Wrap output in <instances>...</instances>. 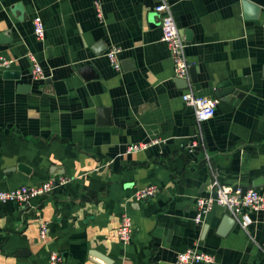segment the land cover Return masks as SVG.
Returning a JSON list of instances; mask_svg holds the SVG:
<instances>
[{
    "label": "crops",
    "instance_id": "0c3cea01",
    "mask_svg": "<svg viewBox=\"0 0 264 264\" xmlns=\"http://www.w3.org/2000/svg\"><path fill=\"white\" fill-rule=\"evenodd\" d=\"M243 1L168 0L196 68V95L217 98L226 84L242 94L217 98L215 117L199 128L162 41L158 0H0V35L12 38L0 37V60L20 74L6 80L0 67V190L71 179L30 204L0 205V264H48L52 251L65 264H177L188 248L213 264H264V211L250 213L246 228L221 207L194 222L196 199L214 178L264 196V0H247L261 8L258 20L246 18ZM36 17L44 41L34 35ZM115 47L121 72L106 56ZM30 54L45 80L33 79ZM196 137L199 153L188 148ZM152 185L155 198L132 201ZM124 213L134 225L127 246L116 237Z\"/></svg>",
    "mask_w": 264,
    "mask_h": 264
},
{
    "label": "built area",
    "instance_id": "2783aa9c",
    "mask_svg": "<svg viewBox=\"0 0 264 264\" xmlns=\"http://www.w3.org/2000/svg\"><path fill=\"white\" fill-rule=\"evenodd\" d=\"M97 16L100 20L103 18L101 4L99 1L94 3ZM155 13L159 18L160 28L162 31V41L167 45L171 59L175 77L188 81V91L183 93L182 101L187 108L193 109L194 117L199 125L206 121L213 119L216 115V109L220 103L219 99L204 97L196 95L193 85L190 81V68L188 62L186 48L187 43L182 37L172 11V5L168 0H158L155 7ZM34 35L38 41L45 40V27L43 20L36 17L33 20ZM120 48H111L106 56L117 72L122 71V62L120 60ZM32 64V77L34 80H45L46 76L43 68L36 57L32 54L28 56ZM11 61L7 59L0 60V67L8 70L11 66ZM158 141L151 143H138L128 146L126 150L127 155L136 154L147 150L152 145L157 144ZM200 147V140L198 137L194 139L188 148L193 151ZM71 182L70 178L65 176L53 177L48 181L39 185H24L14 190H0V205L2 204H30L37 199L44 196L51 195L56 189L63 187ZM159 193L157 186H147L142 189L134 191L132 201L140 203L155 198ZM216 194L217 198L213 195ZM215 207L226 209L232 217L236 220L241 228H246L248 224L247 216L251 213H260L264 211V196L257 190L251 189L242 194L240 189L235 190L234 187L223 184L219 179L214 180L209 185V194L207 196L198 197L195 202V216L194 222L202 224L205 218L213 211ZM48 233V224L45 223L40 227V237L45 240ZM116 237L118 241L127 246L131 244L134 237V225L130 214L124 213L121 218L120 226L117 230ZM177 264H196L206 263L213 264L214 257L209 254L199 252L197 248H188L177 256ZM48 264H65V259L62 253L52 251L49 255Z\"/></svg>",
    "mask_w": 264,
    "mask_h": 264
},
{
    "label": "water",
    "instance_id": "95a60500",
    "mask_svg": "<svg viewBox=\"0 0 264 264\" xmlns=\"http://www.w3.org/2000/svg\"><path fill=\"white\" fill-rule=\"evenodd\" d=\"M242 5H243V9H244L245 16H246L247 19L258 20L260 18V13H261V8L260 7L254 5L253 3H251V2H249L247 0H244L242 2ZM0 37L2 38V41L5 44H9V43L12 42V38H10V36H8V33H2L0 35ZM125 64H127L126 66L129 67V68L132 66V65H130V62H126ZM122 68H126L123 63H122ZM84 71H86V70H84ZM190 75H191L192 84H197L196 68H190ZM3 77L6 80H19L20 79V74L18 72H15V71L8 70V71H4ZM177 81H178V83H181L186 88L189 86L187 80L178 79ZM47 83L48 84H53L58 94L66 93L65 88H64V84L62 82H58L57 81V82L53 83L52 81L49 80ZM220 87L222 88V91H219L218 93H216V97L217 98L222 99V100H229L230 99V103L232 101L236 102V99L241 100L242 94H240L239 92L235 91L232 86H229V85L226 84V85H223V86H220ZM20 88H21L22 91L25 92L26 90L28 91L29 86L28 85H21ZM229 96H233V98H231ZM228 97H229V99H228ZM189 109H190V111L193 112L192 108H189ZM99 113H100V120H103V121H101L102 125L108 124L110 122L109 121L110 120L109 110L102 109ZM194 150L196 151V153H199V151H200L199 148H195ZM18 169L22 170V171H26V168L22 167V166H19ZM234 189L235 190L240 189L242 194H246V192L248 191V189H242V188H239V187H234ZM213 197L217 198V195L214 194ZM232 219H233V221H234V223L236 225L237 224L236 220L233 217H232Z\"/></svg>",
    "mask_w": 264,
    "mask_h": 264
}]
</instances>
